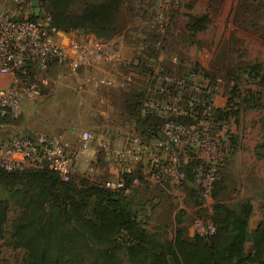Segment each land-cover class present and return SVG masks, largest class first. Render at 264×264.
<instances>
[{
  "label": "trees",
  "instance_id": "trees-1",
  "mask_svg": "<svg viewBox=\"0 0 264 264\" xmlns=\"http://www.w3.org/2000/svg\"><path fill=\"white\" fill-rule=\"evenodd\" d=\"M39 3L42 16L51 18L52 32H80L105 43L118 37L126 39L127 30L131 33L136 29L142 37L129 42L139 51L116 65L118 73L131 77L132 82L119 88L115 115L120 122L134 126L133 134L146 143L158 138L169 121L193 123L186 117L144 113L151 97L172 102L175 97L190 95L189 89L181 90L167 82V76L195 74L209 79L201 68L176 72L178 59L171 60L165 53L169 28L175 19L158 24L155 16L159 7L155 0H39ZM31 19L37 18L32 15ZM208 24L207 15L190 16L186 29L180 36L173 35L172 41L184 42L205 31ZM162 29L167 31L166 39ZM165 56L172 66L164 62ZM249 77L258 84L260 92L243 93L241 82L231 79L228 105L212 114L210 119L214 124H232L238 119L240 102L244 108L264 106L260 104L264 98V67L253 68ZM261 125L264 130V118ZM236 145L232 134V152L219 169L234 157ZM263 152L264 146L257 147L259 155ZM190 160L184 167L186 178L179 185L185 184L194 193L195 197L191 198L202 213L205 201L195 179L199 162ZM219 169L212 194V213L208 215L214 232L207 226L206 232L190 235L182 227L186 214L182 212L173 238L162 229L146 230L139 220L141 213L137 208L139 204L145 205L139 188L155 187L143 175L146 167L128 172L122 169L118 180H124L125 188L117 191L105 187L109 181L98 183L73 175L64 182L47 170L12 173L0 170V264H4L5 250L18 252L24 264H264V192L261 194L263 219L252 229L255 208L251 201L229 205L220 200L224 188L219 181ZM135 179L140 181L137 187L133 185Z\"/></svg>",
  "mask_w": 264,
  "mask_h": 264
},
{
  "label": "rangeland",
  "instance_id": "rangeland-1",
  "mask_svg": "<svg viewBox=\"0 0 264 264\" xmlns=\"http://www.w3.org/2000/svg\"><path fill=\"white\" fill-rule=\"evenodd\" d=\"M155 3L163 10L158 12L157 9L156 22L159 16H164L162 22L175 19L169 28L165 53L171 60L173 57L178 59L175 65L178 74L181 69L187 72L201 68L218 85L220 108L228 105V82L231 79L241 82L243 93L246 90L254 94L260 92V87L249 77V73L257 66L264 67V0H155ZM14 12L12 0H0V13ZM206 15L209 24L205 31L181 43L172 41L173 35L180 36L186 29L188 17ZM161 31L165 32L164 29ZM126 34V39L118 37L112 41L113 49L121 51L125 58H131L139 50L129 42L142 37L136 29L131 33L127 30ZM167 56L164 62L171 65ZM118 72V68L113 65H103L94 74L107 76ZM90 76V73L73 72L60 65L38 71L36 77L40 81L42 96L35 102H27L29 106L23 108L19 118L6 120L5 127L0 129V140L22 135H62L65 139L71 137L70 148L75 149L81 135L92 132L97 137H106L117 147L121 146L135 128L115 119V107L102 99L106 97L105 90L92 87L88 82ZM241 104L238 107L239 117L231 125L237 141L236 153L219 169V181L224 188L220 200L229 205L251 201L255 208L251 224L254 229L263 219L261 194L264 192V152L259 155L257 147L264 146L261 125L264 106L244 108ZM260 104H264V98ZM121 171L122 168L109 162L97 145H93L92 150L83 156L74 177L104 183L117 180ZM139 189L140 199L145 205L139 204L137 209L141 213L139 220L146 230L154 232L162 229L169 238H173L182 212L186 213L182 227L190 235L209 225L208 215L212 213L214 203L204 202V210L200 213V207L191 198L194 193L187 190L185 184ZM3 259L4 264H24L18 252L10 250L4 251Z\"/></svg>",
  "mask_w": 264,
  "mask_h": 264
},
{
  "label": "built area",
  "instance_id": "built-area-1",
  "mask_svg": "<svg viewBox=\"0 0 264 264\" xmlns=\"http://www.w3.org/2000/svg\"><path fill=\"white\" fill-rule=\"evenodd\" d=\"M12 1L14 14L0 13V129L5 127L6 120L22 115L25 103L40 99L41 85L36 74L53 65L90 73L88 82L94 89L132 82L129 76H122L118 81L115 76L94 74L103 65L116 66L125 59L121 51L113 49L112 42L105 43L92 35L74 32L68 34L70 41L64 44L56 32L50 30L49 16H42L41 11L37 19H31V15L35 16L32 5L35 0ZM159 10L163 11L160 7ZM163 18L159 16L158 24H163ZM165 79L178 89H189L190 95L175 97L172 102L151 97L145 104L144 113L186 117L193 121L190 125L169 121L158 138L146 143L130 133L119 147L92 132H84L75 149L70 148L61 136H16L0 140V170L9 173L47 170L68 182L83 156L97 145L109 162L127 172L134 164H145L146 178L154 187L181 184L186 178L185 165L195 159L199 162L195 170L196 183L204 201L212 202L219 166L232 152V124L217 125L211 121L210 117L220 107L218 88L208 78L191 74L171 75ZM133 185L139 186L140 181L135 179ZM105 187L112 191L122 190L125 182L123 179L109 181ZM208 230L214 232L212 225H208ZM204 232L206 228L197 233Z\"/></svg>",
  "mask_w": 264,
  "mask_h": 264
},
{
  "label": "crops",
  "instance_id": "crops-1",
  "mask_svg": "<svg viewBox=\"0 0 264 264\" xmlns=\"http://www.w3.org/2000/svg\"><path fill=\"white\" fill-rule=\"evenodd\" d=\"M113 67H115V68H117V66H113ZM117 72V71H116ZM115 76L116 78H117V80L118 81H121V78H122V76L123 75H120V74H118V73H116V74H109V75H107V76ZM102 76V75H101ZM121 86H122V84H119L118 86H116V87H114V88H109V87H104V88H101V89H98V90H105V92H106V97L104 98H102V99H104V101H106V103L108 104V105H112L113 107L115 106V103L117 102V98H116V95H117V92H119L120 91V89L119 88H121ZM111 93H112V95H111ZM218 99H219V97H218ZM27 106H29L27 103H25L24 104V106H23V108H26ZM113 115H114V117H115V119L116 120H118L117 118H116V115H115V112H113ZM62 138H63V141L67 144V145H69L70 146V143H69V140L71 139V137L70 138H67L66 137V139H65V136H62V135H60ZM68 140V141H67ZM114 144V143H113ZM123 144V143H122ZM121 144V145H122ZM115 145V144H114ZM92 150V149H91ZM90 150V151H91ZM89 151V152H90ZM89 152H87V153H89ZM86 153V154H87ZM93 153V152H92ZM91 154V153H90ZM92 155V154H91ZM110 164V163H109ZM145 167V164H143V163H139V164H137V165H132L131 166V170L132 169H135L136 167ZM78 168V167H77ZM115 170H116V168H114ZM113 169V170H114ZM143 175H146V170L144 171V173H143ZM118 180V179H117ZM116 181V180H115ZM255 229V228H254Z\"/></svg>",
  "mask_w": 264,
  "mask_h": 264
},
{
  "label": "water",
  "instance_id": "water-1",
  "mask_svg": "<svg viewBox=\"0 0 264 264\" xmlns=\"http://www.w3.org/2000/svg\"><path fill=\"white\" fill-rule=\"evenodd\" d=\"M39 0H35L34 2H33V7H34V9H35V17L36 18H38L39 16H40V14H41V8H40V6H39ZM56 35L58 36V37H60L62 40H63V43L64 44H68L69 43V41H70V36L66 33V32H63V31H59V32H56Z\"/></svg>",
  "mask_w": 264,
  "mask_h": 264
}]
</instances>
